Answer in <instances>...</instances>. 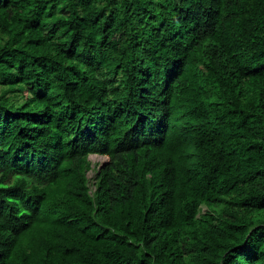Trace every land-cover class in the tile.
I'll list each match as a JSON object with an SVG mask.
<instances>
[{
    "label": "trees",
    "instance_id": "16d2710c",
    "mask_svg": "<svg viewBox=\"0 0 264 264\" xmlns=\"http://www.w3.org/2000/svg\"><path fill=\"white\" fill-rule=\"evenodd\" d=\"M0 264H264V0H0Z\"/></svg>",
    "mask_w": 264,
    "mask_h": 264
},
{
    "label": "rangeland",
    "instance_id": "374dc122",
    "mask_svg": "<svg viewBox=\"0 0 264 264\" xmlns=\"http://www.w3.org/2000/svg\"><path fill=\"white\" fill-rule=\"evenodd\" d=\"M89 159L91 161L92 169L88 171L87 175H88L90 182H92V179L95 174L94 173L95 170H97L101 165H103L108 160V157L98 155V154H92L89 156ZM205 210H206V207L203 206L201 211L204 212Z\"/></svg>",
    "mask_w": 264,
    "mask_h": 264
},
{
    "label": "clouds",
    "instance_id": "9594fccd",
    "mask_svg": "<svg viewBox=\"0 0 264 264\" xmlns=\"http://www.w3.org/2000/svg\"><path fill=\"white\" fill-rule=\"evenodd\" d=\"M103 156V155H102ZM107 157V156H106Z\"/></svg>",
    "mask_w": 264,
    "mask_h": 264
}]
</instances>
